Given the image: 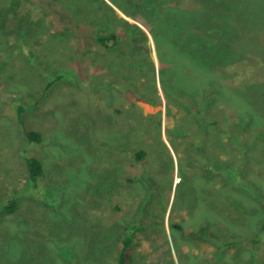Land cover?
Instances as JSON below:
<instances>
[{"label": "rangeland", "instance_id": "obj_1", "mask_svg": "<svg viewBox=\"0 0 264 264\" xmlns=\"http://www.w3.org/2000/svg\"><path fill=\"white\" fill-rule=\"evenodd\" d=\"M12 1L0 0V264H117L122 241L130 264H254L264 0H150L157 16L145 0H104L139 28L113 19L118 41L108 49L94 41L95 0H17L14 13ZM178 5L187 18L164 33L162 15ZM217 51L211 68L194 65ZM200 104L204 123L190 112ZM237 112L247 121L239 145L225 140ZM182 116L192 119L184 134ZM200 125L210 133L202 141L191 132ZM25 156L43 166L36 190Z\"/></svg>", "mask_w": 264, "mask_h": 264}, {"label": "trees", "instance_id": "obj_2", "mask_svg": "<svg viewBox=\"0 0 264 264\" xmlns=\"http://www.w3.org/2000/svg\"><path fill=\"white\" fill-rule=\"evenodd\" d=\"M112 2H115L117 3L115 0H112ZM95 7H94V14L93 16L91 17V19H89L92 24H95L96 23V27H95V30L96 32H94L93 34V37H94V41L98 44V45H101L103 46L104 48H109L110 45H115L118 41V34H117V30H115V28L113 27L115 25V22H113V19L116 20V23L118 22H121L125 25H128L130 26L132 29H127L128 32H132L133 30L135 29H139L138 26L136 25H132V24H128L124 19L122 18H117L116 14L114 13L113 9L104 1V0H95ZM153 2H151L150 0H145V8L149 11V12H154V3L152 4ZM170 3L172 5H174L171 1ZM17 4V0H13L11 2V6H8L9 8V11L10 12H15V5ZM140 5V4H138ZM121 7V6H119ZM140 7V6H139ZM171 12H169V14L167 15H162L165 17L164 19V23H163V31L164 33L166 32V27L171 24L172 22H174L176 24V26H179L180 24H178V18L181 19V21L185 20L187 18V13L183 8V6L181 5H178V6H169ZM125 13H128V15H131L129 14V12H127L126 10H124ZM157 12V11H156ZM156 12L155 15H156ZM101 14V15H100ZM185 14V16H184ZM160 15V14H158ZM157 16V15H156ZM191 17H194V24L195 23H198V15L194 14L192 15ZM190 17V19H191ZM26 21V18H22L21 19V22H24L25 23ZM90 22V23H91ZM29 25H32L35 27H37L39 25V23H36V21H28L27 22ZM119 23V24H121ZM145 26H147L148 28L149 25H147L145 22H143ZM107 29V30H105ZM186 55H189V52H186ZM221 53V51H217V53H210L212 55V57L210 59H205L201 64H199L198 62L201 61L199 59H195L194 57H192L193 61H194V65L195 66H198L200 67L201 69H209L212 67L213 65V60L217 57V55H219ZM209 58V57H208ZM208 64V65H207ZM59 79L61 78V76L58 77ZM163 81V80H162ZM163 88L165 90V93H166V96L168 97L167 95V92H168V87L166 85L163 84ZM210 94L213 92L215 93V89L214 90H210L209 91ZM138 96L140 97H144V95H142L141 92H137ZM206 99L205 100H209L211 98V96L209 94L205 95ZM203 98V97H202ZM203 102V101H202ZM189 105H192L191 103ZM195 110L191 111L190 112H193V117L194 118H199L202 122L201 123H204L206 122L205 121V110H204V107H203V104H200V105H195ZM192 117V116H191ZM190 118V117H189ZM245 118V117H244ZM243 116L241 114H239L237 112L236 116L233 117V121H232V126L230 125V129L228 131V137H226L225 140H232L234 142V144L236 143L237 145H239L241 142V135L244 133L245 129H246V124H247V121L246 120H243L244 119ZM185 120L184 122V125L182 127H179L178 129V132L179 133H182L184 134L185 131L188 127L185 126L186 123H189L191 122L190 120H192L191 118L188 119L187 117L185 116H182L181 117V120ZM204 126L200 125V129L198 132H196V130H194L192 128V133H193V136L195 137L196 136V139H199L202 141V139H207L206 138V135H210V133L206 132L203 130ZM196 132V133H194ZM24 135L32 140V141H38L39 140V135L37 132L35 131H32V130H24ZM204 138H202V137ZM213 136H214V139L216 140V143L219 145V147L222 149V150H230V146H232L231 143H226L225 140L220 139V135L218 134H215L213 133ZM232 142V143H233ZM215 145V143L213 144ZM135 156L136 158L139 160L141 159L143 156H144V153L140 150L138 152L135 153ZM24 164H25V168L27 170V179L29 181V185H30V189L31 190H36L39 185H38V179L39 177L42 175L43 173V166H42V163L41 161L36 158V157H33V156H25L24 158ZM225 165L227 167H229L232 171L234 170V165L233 164H230V163H227L225 162ZM234 167V168H233ZM208 168H211L210 164H208ZM232 174L231 172H227L226 173H222V177L223 178H229L230 180H232V178L230 177ZM257 191V190H256ZM17 207V201L16 199L14 198H11L9 200H7L2 206H1V209L3 210L4 213L6 214H9V213H12L15 211ZM261 229H262V233H260V235L258 236V238H255L253 239V243L257 244V246H255L254 249H252V257L250 258V260H248L249 263H252L253 260L254 261V264H264V252H263V259H256V256H258V249L259 247L263 248L264 249V223L263 225L261 226ZM216 241V240H215ZM234 243H237L236 240H232V241H229V242H225L224 243V247H226L228 244H234ZM120 248H119V254L117 256V264H130L131 261H132V253H131V248H129L128 246H126L125 244V241H122L120 242ZM222 247V246H220Z\"/></svg>", "mask_w": 264, "mask_h": 264}]
</instances>
